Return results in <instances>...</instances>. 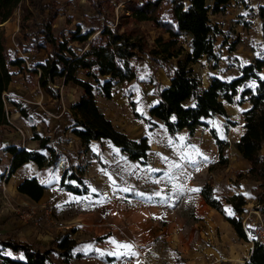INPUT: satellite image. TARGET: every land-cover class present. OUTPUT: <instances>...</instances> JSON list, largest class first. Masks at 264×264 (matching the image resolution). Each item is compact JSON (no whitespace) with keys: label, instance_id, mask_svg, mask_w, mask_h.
<instances>
[{"label":"rangeland","instance_id":"1","mask_svg":"<svg viewBox=\"0 0 264 264\" xmlns=\"http://www.w3.org/2000/svg\"><path fill=\"white\" fill-rule=\"evenodd\" d=\"M105 1L107 4L102 7L106 14L111 11L116 18L127 0ZM258 4H264V0L232 2L220 13L208 15L213 28L214 57H202L190 66L202 87L212 77L229 81L239 75L241 67L264 57L259 23L253 15ZM167 8L162 4L159 13L164 14ZM94 14L88 1L72 0L60 8L52 27L54 34L86 24ZM17 16L18 12H14L11 20L0 25L10 52L15 50ZM136 28L146 50L153 47L158 36L166 38L149 22ZM179 46L183 50L180 55L188 52L184 39L177 41L176 47ZM42 55L39 53L35 60ZM22 57L28 66L30 55ZM173 63L174 60L160 63L144 53L135 65L134 81L114 84L109 100L95 93L97 107L116 130L131 140L136 141L140 136L146 138L149 151L145 165L130 162L117 151L110 154L106 150L103 154L101 145L92 150L79 146L70 134L66 119L67 106L81 94L78 89L55 81L51 88L57 91L58 98H51L37 86L36 77L25 71L27 68L21 72L10 69L11 82L3 95L7 125L0 127V242H22L44 251L54 249L56 240L63 236L75 238L77 243L72 246V254L86 255L84 260L72 264H243L254 237L239 240L222 216L204 204L199 191L191 189L200 190L208 184L228 216L232 211L225 200L240 196L244 202L239 215L241 222L259 220L264 224V200L263 205L259 201L264 198V185L247 176L248 165L234 149L243 131L242 112L249 105L240 104L236 96L235 104L226 106L227 121L217 117L205 121L207 128L196 129L191 137L183 130L170 138L160 124L152 127L143 118L155 103L154 88H161L167 81V72ZM259 75L264 78V68ZM9 102L19 105L25 115L21 116ZM208 129L221 141L225 166L217 164V148ZM32 131L48 138L49 145L60 157L53 169L38 170V174L32 172L44 187V200L35 203V215L23 222L21 218L29 212L27 206L32 202L17 195L16 185L30 174L21 169L8 178L9 156L2 150L7 144L27 146L32 142ZM259 154L264 157V145ZM109 156L113 163L107 160ZM66 165L87 167L85 180L91 195L75 199L58 188L61 168ZM176 186H181L183 191H175ZM42 204L50 208L53 221L70 229L56 231L47 225L38 209ZM48 235L50 240L45 237ZM118 244L132 248L130 251L118 248ZM0 255L14 257L1 247ZM50 259L60 264L61 258L55 254H51Z\"/></svg>","mask_w":264,"mask_h":264},{"label":"trees","instance_id":"2","mask_svg":"<svg viewBox=\"0 0 264 264\" xmlns=\"http://www.w3.org/2000/svg\"><path fill=\"white\" fill-rule=\"evenodd\" d=\"M71 1L0 0V25L18 12V34L14 37L13 52L7 49L0 28V127L7 125L6 98L3 95L11 82L10 69L21 72L27 68L25 71L36 77L37 86L51 98H58L57 91L51 88L55 81L80 91V96L66 110L68 129L80 147L86 148L90 142L99 144L107 140L128 161L145 165L149 151L146 138L131 140L116 130L97 107L95 93L109 100L114 84L134 81L135 65L146 53L148 58L160 63L174 60L167 72L168 85L154 88L155 103L149 108L147 117L143 118L146 124L152 127L160 124L170 138L182 130L186 131L187 137H191L196 129L207 128V120L218 117L227 121L226 106L235 104L234 98L238 96L240 104L246 102L249 108L242 112L243 131L234 149L248 165L247 176L264 185V157L259 154L264 145V78L259 75L264 68V57L241 67L239 75L229 81L210 78L206 87L201 86L190 67L202 57H214L213 28L209 25L208 15L218 14L230 3H243V0H127L116 18L111 11L106 14L103 7L107 1L86 0L95 14L88 18L86 24H78L73 30H60L55 35L52 27L60 8ZM162 4L168 6L164 14L159 13ZM253 13L259 23L264 46V4L256 5ZM144 22L151 23L166 35L165 39L158 36L149 50H146V44L136 28ZM180 38L184 39L188 49L184 55H180L183 52L181 47H176ZM39 53H43L41 59L35 60ZM25 54L31 57L28 66H25L26 60L22 57ZM249 83L252 86H247ZM9 104L21 116L25 115L19 105ZM208 131L217 148V164L225 166L221 141L212 129ZM31 141L36 142L37 149L26 151L17 145L3 148L2 151L9 156L8 178L26 163H32L38 170L55 167L60 154L49 145L48 138L32 131ZM83 173L82 166H63L58 188L74 196L88 195ZM43 191V185L34 177L23 179L16 186L18 194L35 203L41 199ZM199 196L206 206L222 216L239 240L246 241L239 218L244 205L240 196L225 200L231 207L230 216L224 212L208 184L200 188ZM262 200L264 198H259L263 205ZM56 241L54 249L44 251L22 242L1 241L0 247L14 257L0 255V264H53L51 254L64 261L70 258L73 241L68 236ZM243 264H264V247L255 239Z\"/></svg>","mask_w":264,"mask_h":264},{"label":"crops","instance_id":"3","mask_svg":"<svg viewBox=\"0 0 264 264\" xmlns=\"http://www.w3.org/2000/svg\"><path fill=\"white\" fill-rule=\"evenodd\" d=\"M168 85V79H167V81L163 84V86H162V88L163 87H166ZM208 85V81L205 83V86L204 87H206ZM183 131V130H182ZM181 132V131H180ZM142 136H140L139 138H141ZM73 138L78 142V140L73 136ZM9 144H7V145H5V146H8ZM102 146V150H103V154H105L104 152L107 150V152H109L110 154H111V152L112 151H114V152H119V150H117L116 148H114L111 144H110V142H108L107 140H103V141H101L99 144L98 143H93V142H90L89 143V145H88V149L89 150H92L94 147H98V146ZM4 146V147H5ZM35 147H36V143L34 142V141H32V142H29V144L27 145V146H21L20 148L21 149H24V150H26V151H31V150H34L35 149ZM120 153V152H119ZM121 154V153H120ZM123 155V154H122ZM107 160L108 161H110V163H113V159H112V157H108L107 158ZM8 162H9V160H8ZM21 169H24V171H28L29 172V176H26V177H24V179H27V178H31V177H35L34 175H32V172H35V173H39V171H41L42 169H40L39 171H38V169H36V167L32 164V163H26V164H24L23 166H21L19 169H17V170H21ZM16 170V171H17ZM15 171V172H16ZM87 171V167L86 168H84V173H83V177L85 178V172ZM22 173H24V172H22ZM36 178V177H35ZM22 181V180H21ZM18 185V184H17ZM16 185V186H17ZM90 186H88V195H91V190H90V188H89ZM44 192V191H43ZM17 193V192H16ZM17 195L18 196H20V197H22L23 199H27L25 196H22V195H20V194H18L17 193ZM70 196L72 197V198H80V197H84V196H74V195H71L70 194ZM87 196V195H86ZM28 200V199H27ZM42 200H44V193H43V195H42V197H41V199L37 202V203H42ZM76 233L74 232L73 233V235H75ZM72 235V236H73ZM170 235V234H169ZM48 240H50L51 238H50V236L48 235V236H45ZM70 240H74L75 241V238H71L70 237ZM74 244L75 243H77V241H75V242H73ZM76 245V244H75ZM97 247H95L94 248V251H97ZM119 250H121V249H119ZM70 254H71V257L70 258H68V259H66L65 261L61 258L59 261H60V264H65V263H67V264H72V262H79V261H81L82 259L84 260L85 258H83V256L84 255H86V253H84V255L82 256L81 255V253H79V252H73V254H72V252H70ZM89 254H93V252L92 253H90L89 252ZM94 254H95V252H94ZM60 258V257H59ZM91 258V257H90ZM118 260H120L121 258H117ZM64 261V262H63ZM51 262H52V260H51ZM53 264H55L54 262H52ZM57 264H59V263H57ZM151 264H155V262H152Z\"/></svg>","mask_w":264,"mask_h":264},{"label":"built area","instance_id":"4","mask_svg":"<svg viewBox=\"0 0 264 264\" xmlns=\"http://www.w3.org/2000/svg\"><path fill=\"white\" fill-rule=\"evenodd\" d=\"M32 202V201H31ZM29 209V212L22 216L21 220L23 222H26L31 218V215L34 214V210L37 208L35 205V202H32V205L27 206ZM38 209L41 211V214H43L46 224L52 227L56 231H68L70 227L62 224L57 223L52 220L51 218V211L50 208L44 204L40 205ZM241 227L243 232L247 237L253 236L255 239V242L262 245L264 247V224L259 220H250L249 222L243 221L241 222Z\"/></svg>","mask_w":264,"mask_h":264},{"label":"snow or ice","instance_id":"5","mask_svg":"<svg viewBox=\"0 0 264 264\" xmlns=\"http://www.w3.org/2000/svg\"><path fill=\"white\" fill-rule=\"evenodd\" d=\"M176 167H179L178 165ZM93 191H95V189H93ZM124 191H127V189H124ZM175 191H178V192H182L183 191V188L181 186H176L175 188ZM191 191L193 192H197L199 191V189H191ZM156 195H160V193H156ZM112 243H116V241H111ZM118 248H125V249H128L129 251L131 250L132 246L131 245H128V244H123V245H120L118 244L117 245ZM133 256L135 255V253H131Z\"/></svg>","mask_w":264,"mask_h":264}]
</instances>
